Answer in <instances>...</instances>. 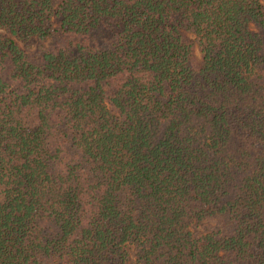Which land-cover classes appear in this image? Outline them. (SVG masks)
I'll use <instances>...</instances> for the list:
<instances>
[{
    "label": "trees",
    "instance_id": "16d2710c",
    "mask_svg": "<svg viewBox=\"0 0 264 264\" xmlns=\"http://www.w3.org/2000/svg\"><path fill=\"white\" fill-rule=\"evenodd\" d=\"M129 262L264 264V0H0V264Z\"/></svg>",
    "mask_w": 264,
    "mask_h": 264
},
{
    "label": "rangeland",
    "instance_id": "374dc122",
    "mask_svg": "<svg viewBox=\"0 0 264 264\" xmlns=\"http://www.w3.org/2000/svg\"><path fill=\"white\" fill-rule=\"evenodd\" d=\"M49 41H50V39H46L41 44L44 45V44L48 43ZM24 48L27 51H33V50H35L37 48V42L35 40H32V42H30L28 46L25 45ZM127 264H132V263L129 262Z\"/></svg>",
    "mask_w": 264,
    "mask_h": 264
}]
</instances>
